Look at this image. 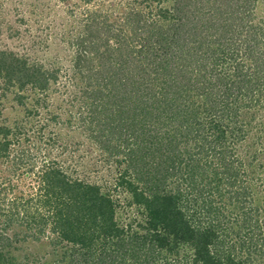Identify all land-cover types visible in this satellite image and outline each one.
<instances>
[{
  "label": "trees",
  "instance_id": "16d2710c",
  "mask_svg": "<svg viewBox=\"0 0 264 264\" xmlns=\"http://www.w3.org/2000/svg\"><path fill=\"white\" fill-rule=\"evenodd\" d=\"M150 1L88 17L71 42L92 137L129 164L117 186L139 219L120 222L111 195L50 161L26 199L18 169L32 155L23 149L5 188L15 199L7 207L0 198V264L19 242L8 234L16 227L67 246L66 264H254L241 252L257 245L264 223L240 145L247 111L264 104V19L252 24L251 0ZM58 72L0 51V78L20 88L45 91ZM10 134L0 126V158Z\"/></svg>",
  "mask_w": 264,
  "mask_h": 264
},
{
  "label": "rangeland",
  "instance_id": "374dc122",
  "mask_svg": "<svg viewBox=\"0 0 264 264\" xmlns=\"http://www.w3.org/2000/svg\"><path fill=\"white\" fill-rule=\"evenodd\" d=\"M123 1V2H122ZM128 1L136 7L147 10L150 0H0V51L13 52L28 61V66L42 65L45 69H58V80L45 91L35 89L31 84L20 88L16 81L9 84L0 78V126L12 129L10 139L14 141L8 156L0 158V198L7 207L15 199L8 191L15 184L12 173L14 162L22 158L18 154L25 149L32 158L20 164L19 174L24 178L19 184L28 198L30 192L38 193V171L50 161L67 173L72 179L98 185L118 203L117 219L126 223L139 219L136 208L129 205L130 194L117 186L118 180L128 169L123 155L111 157L100 143L92 137L89 116L86 114L82 97V81L76 74L74 59L77 46H72V35L77 36L87 24L88 17L98 13H109L116 17L118 10ZM137 1V2H135ZM147 1V2H146ZM165 0L164 6L168 5ZM182 0H179V2ZM195 1V0H193ZM235 0L234 2H236ZM168 3H175L169 0ZM192 2V0H191ZM251 0L252 24L264 19V0ZM112 4H114L112 6ZM152 4L154 10L162 6ZM172 5V4H171ZM251 18V19H252ZM98 64V63H97ZM96 66V62L93 64ZM2 77V76H1ZM84 81V80H83ZM81 96V98H80ZM87 115V120L83 117ZM245 121V139L240 154L246 161L250 179L251 205L260 207L259 218L264 223V104H256L248 110ZM98 135V134H94ZM257 159L251 161V156ZM20 155V156H19ZM15 156L17 160L14 161ZM256 156V155H255ZM18 165V167H20ZM26 171L28 173L26 174ZM16 179V178H15ZM11 180V182H10ZM7 188L8 190H6ZM228 205L226 213H231ZM233 213H236L234 211ZM1 214V213H0ZM137 215V216H136ZM4 217L0 216V222ZM232 222L234 215L230 216ZM238 224L237 226H240ZM233 226V224L231 225ZM14 231V233H13ZM14 228L8 232L13 236L20 233L13 245L3 249L4 264H66L67 246L54 245L50 238L36 241L29 237L30 231ZM27 234L25 239L21 237ZM251 251L242 250L241 255L250 256L254 264H264V226L256 231ZM240 251V250H238Z\"/></svg>",
  "mask_w": 264,
  "mask_h": 264
}]
</instances>
